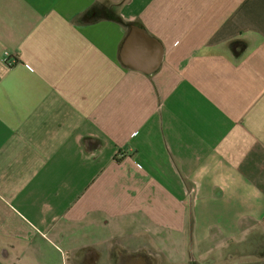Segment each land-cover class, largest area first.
I'll return each instance as SVG.
<instances>
[{"label": "crops", "instance_id": "obj_1", "mask_svg": "<svg viewBox=\"0 0 264 264\" xmlns=\"http://www.w3.org/2000/svg\"><path fill=\"white\" fill-rule=\"evenodd\" d=\"M261 225L264 0H0V264L207 263Z\"/></svg>", "mask_w": 264, "mask_h": 264}, {"label": "rangeland", "instance_id": "obj_2", "mask_svg": "<svg viewBox=\"0 0 264 264\" xmlns=\"http://www.w3.org/2000/svg\"><path fill=\"white\" fill-rule=\"evenodd\" d=\"M236 246L227 250L224 257L193 264H264V226H257L255 233L245 234Z\"/></svg>", "mask_w": 264, "mask_h": 264}, {"label": "built area", "instance_id": "obj_3", "mask_svg": "<svg viewBox=\"0 0 264 264\" xmlns=\"http://www.w3.org/2000/svg\"><path fill=\"white\" fill-rule=\"evenodd\" d=\"M5 54H6V56H7V55H9V52H6Z\"/></svg>", "mask_w": 264, "mask_h": 264}]
</instances>
